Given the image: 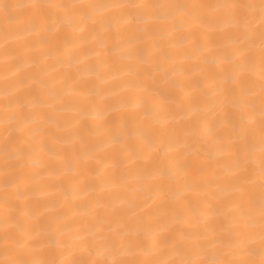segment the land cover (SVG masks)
I'll return each instance as SVG.
<instances>
[{
	"label": "bare ground",
	"instance_id": "1",
	"mask_svg": "<svg viewBox=\"0 0 264 264\" xmlns=\"http://www.w3.org/2000/svg\"><path fill=\"white\" fill-rule=\"evenodd\" d=\"M0 264H264V0H0Z\"/></svg>",
	"mask_w": 264,
	"mask_h": 264
}]
</instances>
